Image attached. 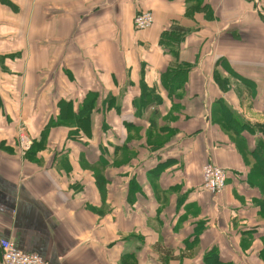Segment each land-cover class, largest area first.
I'll return each mask as SVG.
<instances>
[{
  "label": "crops",
  "instance_id": "1",
  "mask_svg": "<svg viewBox=\"0 0 264 264\" xmlns=\"http://www.w3.org/2000/svg\"><path fill=\"white\" fill-rule=\"evenodd\" d=\"M262 125L264 0H0V240L48 264H264Z\"/></svg>",
  "mask_w": 264,
  "mask_h": 264
},
{
  "label": "built area",
  "instance_id": "2",
  "mask_svg": "<svg viewBox=\"0 0 264 264\" xmlns=\"http://www.w3.org/2000/svg\"><path fill=\"white\" fill-rule=\"evenodd\" d=\"M152 15L147 10H141L133 18V26L136 30H144L152 25ZM20 137L23 138L21 132ZM25 137V134H24ZM28 143L25 144V146ZM202 189L212 194L222 192L226 171L216 164L205 163L201 168ZM0 264H48V262L37 253L18 249L11 240H0Z\"/></svg>",
  "mask_w": 264,
  "mask_h": 264
},
{
  "label": "rangeland",
  "instance_id": "3",
  "mask_svg": "<svg viewBox=\"0 0 264 264\" xmlns=\"http://www.w3.org/2000/svg\"><path fill=\"white\" fill-rule=\"evenodd\" d=\"M153 19V18H152ZM24 127H26L25 126V124H24ZM18 128H22V126L20 125ZM25 129V128H24ZM24 134H25V132H24ZM19 137V136H18ZM30 139L28 138V136L25 134V137H24V144H26V143H30Z\"/></svg>",
  "mask_w": 264,
  "mask_h": 264
},
{
  "label": "trees",
  "instance_id": "4",
  "mask_svg": "<svg viewBox=\"0 0 264 264\" xmlns=\"http://www.w3.org/2000/svg\"><path fill=\"white\" fill-rule=\"evenodd\" d=\"M261 129H262V133L264 135V125L261 126ZM211 253V252H210Z\"/></svg>",
  "mask_w": 264,
  "mask_h": 264
}]
</instances>
